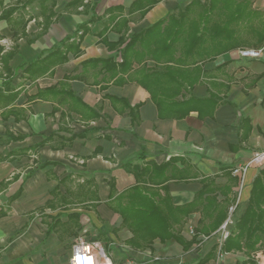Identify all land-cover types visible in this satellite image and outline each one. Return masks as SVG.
Instances as JSON below:
<instances>
[{
	"label": "crops",
	"instance_id": "obj_1",
	"mask_svg": "<svg viewBox=\"0 0 264 264\" xmlns=\"http://www.w3.org/2000/svg\"><path fill=\"white\" fill-rule=\"evenodd\" d=\"M69 1L56 0L53 10L57 16L44 31H40L41 16L33 17L26 24V35L16 40L7 22L0 20L2 52L16 48L8 61L13 73L10 88H4L0 97L9 99L15 94L12 101H0V156L16 152L0 160V182L9 180L7 186L0 187V208L5 210L0 216V264H67L75 234L83 228V215L94 220L90 234L99 229L106 231L97 240L107 251L109 243L122 245L118 254L108 251L114 264H145L140 262L149 253L162 255L157 264H189L220 242V226L208 237L198 236L200 242L185 251L173 239L161 242L157 238L151 243L152 251L132 248L125 244L131 231L106 203L108 181L114 179L119 193L136 183L134 175L122 167L124 161L143 166L149 161L161 164L178 157L173 167L187 177L171 178L164 184L172 203L181 205L190 202L201 188L200 178L214 176L217 184H229L224 168L231 170L245 163L254 151L264 150V0H215L211 10L209 0H156L143 14L141 11L151 0H144L132 11L129 8L136 0H83L77 6L66 7ZM109 7L116 10L107 13ZM28 8L31 13L37 9L35 4L32 11ZM222 8H237L235 12L240 8L242 14L235 27L236 39L229 48L206 53L198 47L175 43L169 52L182 64H167L178 68L184 79L169 75L165 80L147 81L148 88L135 80L134 70L142 64L148 68L156 64L149 54L156 48L162 28L145 33L147 28L172 14L167 26L170 35L175 36L171 32L181 24L185 25L183 32L191 37L188 28L192 23L198 29L204 24L210 28L227 13ZM92 12L98 18L88 24L80 39L74 36L77 25ZM138 33L142 36L134 51L139 57L133 56L127 73L115 72L112 62L100 61H119L121 48ZM67 36L70 38L66 44L49 54ZM121 36L124 42L112 46ZM244 48L261 49V55H239ZM210 54L213 57L208 58ZM141 71L146 75V69ZM195 71L198 80L190 86L188 81L195 77ZM2 81L0 77V87ZM211 93L216 98L211 97L207 104L189 101L187 106L193 108L180 115L185 106L179 108L177 102L187 101L188 97L207 99ZM136 104L139 121L132 122L129 106ZM19 113L25 116L17 120ZM72 133L84 135L58 146ZM9 134L24 137L15 140ZM51 134L53 139L36 151L31 149ZM141 148L145 157L135 159ZM43 162L50 163L39 166ZM258 170L250 167L242 180L235 175L238 180L230 190L236 200L229 205L235 209V220L246 206ZM27 173L19 195L8 202V196ZM194 173L196 177L190 178ZM14 174L19 178L12 180ZM90 178L92 192L86 194L90 199L83 204L80 185ZM146 185L153 193L164 195L158 185ZM56 187L68 203L64 208L44 207ZM73 212L79 214L77 219L68 218ZM56 214L58 223L47 231L46 223L51 224ZM199 218V211L187 216L181 230L186 239L191 238ZM63 223L68 230L63 229ZM232 262V254L222 253L220 260L216 257L204 264Z\"/></svg>",
	"mask_w": 264,
	"mask_h": 264
},
{
	"label": "trees",
	"instance_id": "obj_2",
	"mask_svg": "<svg viewBox=\"0 0 264 264\" xmlns=\"http://www.w3.org/2000/svg\"><path fill=\"white\" fill-rule=\"evenodd\" d=\"M144 0H136L132 3L129 11L134 10L138 4L142 3ZM156 0H151V3L143 8L141 14L147 10L151 4ZM215 0H209L208 9H213V2ZM83 0H70L66 3V7L77 6L81 4ZM56 0H0V20H5L9 25L10 29L13 31V38L15 40L20 36H25V27L29 20L33 17L41 16V21H39L40 31H44L53 19L57 16L53 7ZM36 5L37 9L34 13H31L29 6L32 8ZM90 8H94V3L90 5ZM227 9V13L223 14V17L218 19L213 25L198 29L196 23L190 25L188 31L192 32V36L189 37L185 32V25H178L176 30L171 32L176 34L171 36L168 30V25L172 21V14H169L167 18H163L152 26L145 30V33L152 32L159 28H162V35L159 40H156L157 46L149 57L152 58L156 64L155 68H148L145 64L140 66V69L134 70L135 80L148 88L147 81L156 82L159 80H165L167 77L178 75V79H184L185 76L182 74L178 68L175 66H170L169 61H172L176 65L182 64L181 59H173L170 55L169 49L175 43L179 46L191 48L198 47L204 52H221L229 48L234 40L236 39V29L238 25L239 15L241 14L240 8L236 12L237 8H222ZM116 10V7L107 8V13H112ZM98 17L92 12L90 17L82 23H79L76 27L74 36H78L80 39L82 35L88 30V24L96 20ZM206 15L204 17V22L206 21ZM124 21L122 18L121 21ZM125 22V21H124ZM183 32V34H181ZM142 34H133L130 39L124 44L120 50V60L112 61L111 59L100 60L105 62H112V66L115 72L127 73L132 62L133 56L137 59L139 57L138 53L134 51L136 43L140 40ZM264 36V34L262 35ZM70 37H65L59 44L55 45L53 50L49 51L53 53L58 49L59 46L65 45L66 41ZM208 38V42L204 39ZM264 39V38H263ZM261 38V41L263 40ZM124 42V37H120L117 42L112 44V46H118ZM3 47H0V77L3 78L2 87H0V97L2 90L10 88V80L12 77V70L9 66V59L14 54L16 48L13 47L6 52H2ZM208 58L213 57L212 54L207 56ZM36 62V61H35ZM34 63V62H33ZM158 63V64H157ZM32 64V63H31ZM30 65V63L28 64ZM141 69H146V75L142 74ZM195 71V77L189 79L188 83L191 86L198 80V76ZM184 73V72H183ZM140 76V77H139ZM180 83V82H179ZM163 85V83H161ZM189 86V87H190ZM40 92V91H39ZM15 94H12L11 98H0L2 100L12 101L14 100ZM216 98L214 94H210L207 99H196L194 97H188L187 101H179L176 103L177 107H185L180 115L187 113L193 105L187 106L188 102H209L210 98ZM139 104L134 106H129V113L131 115L132 122H138L137 108ZM176 107V108H177ZM178 109V108H177ZM200 114V112H199ZM23 113H19L15 116V119L24 118ZM83 133L74 134L72 133L68 138H62L63 141L59 143L58 146H64L70 144L71 141L76 136H83ZM12 139H22L24 136L21 134L12 135L9 134ZM54 134L45 137L42 141L31 146V149L36 151L46 141L53 139ZM16 152H8L5 155L0 156V160L8 159L9 155H14ZM145 157V151L141 148L136 154L135 159H140ZM178 157H171L168 161L156 164L155 162L149 161L143 166L132 164L131 160L124 161L122 167L131 172L136 180V183L125 190L117 193L115 188V181L111 178L108 181L109 184V196L106 201L107 205L115 212H117L122 218V224L126 226L132 233V236L126 240L125 244L132 248L144 250L149 249L152 251L151 243L155 238L159 239L161 242L167 239H173L178 242L183 250H188L192 245L198 244L200 239L198 236L203 235L205 237L210 236L216 229L221 226L222 222L227 217V212L229 205L234 203L236 200L235 194H231V185L235 184L238 180L237 176L231 175V170L229 168H224L225 173L228 175L229 184L220 185L215 182L214 176H204L199 179L202 184L201 188L195 193L193 199L190 202L174 205L172 203L171 197L167 193V186L164 184L168 179L174 178L175 180L185 179L184 173L180 170H176L173 167L175 161ZM50 162H43L39 166H46ZM172 168L171 172L168 170ZM175 170V171H174ZM27 173L23 176L20 181L18 188L8 196V202L16 198L21 190V184L24 179L29 175ZM196 177L194 173L190 178ZM19 178V174H14L12 180ZM62 180L59 181L61 183ZM9 183V180H3L0 182V187H5ZM93 183V180L87 179L80 185L83 191V198L81 202L89 200V196L86 197L87 193H91L92 190L89 189V185ZM158 185L163 191L164 195L161 196L157 192L153 193V189L146 185ZM53 198L46 201L44 207L50 208H64L68 203V200L59 196L58 188H54L51 192ZM222 195L220 199L217 198L218 195ZM85 195V196H84ZM93 200H98V198H92ZM95 206V202L92 204ZM195 211L200 212V218L198 219L197 225L192 229L191 238L186 239L182 234L181 230L186 221L187 216ZM5 214V210L0 208V216ZM58 216L56 214L52 216L53 222L51 224L46 223L48 230L52 229L56 223H58ZM68 218H78V213H69ZM64 230H68L69 227L62 224ZM77 228H80L78 226ZM71 233H75L71 230ZM106 235V231L103 229L97 230L95 234H89L87 239L97 240L102 236ZM258 247H264V166L259 168L258 173L254 176L251 188L249 191V196L247 199L246 206L240 216L235 220L233 226L229 229L228 235L223 238L220 242L214 243L210 249L201 257L189 264H204L211 259H215L218 254L227 252H242L245 256L244 259L240 261H235L227 264H256L254 259L250 256L251 252Z\"/></svg>",
	"mask_w": 264,
	"mask_h": 264
},
{
	"label": "built area",
	"instance_id": "obj_3",
	"mask_svg": "<svg viewBox=\"0 0 264 264\" xmlns=\"http://www.w3.org/2000/svg\"><path fill=\"white\" fill-rule=\"evenodd\" d=\"M7 44H8V42H7ZM239 55L257 58L261 55V49H256V48L240 49ZM263 166H264V150H257L251 154L250 158L245 163L233 167L231 169V173L233 175L239 176L240 179L242 180L244 174L246 173V171L250 167L262 168ZM227 226H228L227 221H225L220 226L221 239H223L224 237H226L228 235V227ZM81 240H83L86 244H88L90 246V254L92 251L96 252L98 261L102 262L103 256L106 254L110 258L111 264H114L112 257H111V254L107 251L105 246L99 240H89V239L82 237L81 235H78L73 241V244L71 247V252H70L67 264H71L70 258L73 255V249L75 246L80 244Z\"/></svg>",
	"mask_w": 264,
	"mask_h": 264
},
{
	"label": "rangeland",
	"instance_id": "obj_4",
	"mask_svg": "<svg viewBox=\"0 0 264 264\" xmlns=\"http://www.w3.org/2000/svg\"><path fill=\"white\" fill-rule=\"evenodd\" d=\"M70 188H72L73 190H75V187L73 184L70 185ZM83 206V205H82ZM83 209V208H81ZM86 209V208H84ZM228 215L226 217V219L222 222V224L227 221L228 222V232L229 229L233 226L234 222H235V209L234 207H230L229 211H228ZM84 213V212H83ZM85 214V213H84ZM94 221V220H93ZM93 221L88 217V215H83L82 217V222H83V228L81 230H79L76 234L75 237H77L78 235H81L82 237L87 239V236L92 233L94 231L95 226L93 225ZM221 224V225H222ZM188 234L190 235V231L188 232ZM225 238V237H224ZM221 235L219 237V241H221ZM110 244V249L108 250L112 255L114 254H118V251L120 252L122 250V245L114 243ZM232 254V260L235 259V261H240L242 259L245 258V256L243 255L242 252H227ZM221 254L217 255V258L220 260L221 258ZM250 256L254 259L256 264H264V247H258L256 248L254 251L251 252ZM163 259L162 255L157 254V253H149L146 257V260H142L140 263H148V264H157L159 263L161 260ZM145 261V262H144Z\"/></svg>",
	"mask_w": 264,
	"mask_h": 264
},
{
	"label": "clouds",
	"instance_id": "obj_5",
	"mask_svg": "<svg viewBox=\"0 0 264 264\" xmlns=\"http://www.w3.org/2000/svg\"><path fill=\"white\" fill-rule=\"evenodd\" d=\"M70 259L71 264H111V260L106 254L103 256L102 262L98 261L96 252L92 251L90 254V246L83 240L74 247Z\"/></svg>",
	"mask_w": 264,
	"mask_h": 264
}]
</instances>
